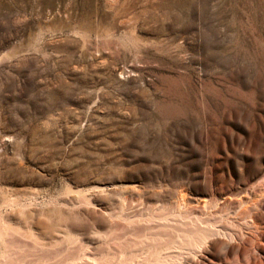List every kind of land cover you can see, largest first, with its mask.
<instances>
[{
  "label": "rangeland",
  "instance_id": "374dc122",
  "mask_svg": "<svg viewBox=\"0 0 264 264\" xmlns=\"http://www.w3.org/2000/svg\"><path fill=\"white\" fill-rule=\"evenodd\" d=\"M0 260L264 264V0H0Z\"/></svg>",
  "mask_w": 264,
  "mask_h": 264
},
{
  "label": "bare ground",
  "instance_id": "6f19581e",
  "mask_svg": "<svg viewBox=\"0 0 264 264\" xmlns=\"http://www.w3.org/2000/svg\"><path fill=\"white\" fill-rule=\"evenodd\" d=\"M0 264H10V263H8L7 261H2V260H0ZM12 264V263H11ZM21 264V263H20ZM121 264V263H120Z\"/></svg>",
  "mask_w": 264,
  "mask_h": 264
}]
</instances>
